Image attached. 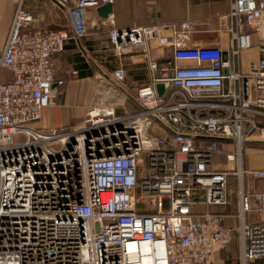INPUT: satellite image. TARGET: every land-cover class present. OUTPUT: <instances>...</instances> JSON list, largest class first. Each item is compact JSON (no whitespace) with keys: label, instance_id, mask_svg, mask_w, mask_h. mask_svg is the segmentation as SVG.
<instances>
[{"label":"built area","instance_id":"2783aa9c","mask_svg":"<svg viewBox=\"0 0 264 264\" xmlns=\"http://www.w3.org/2000/svg\"><path fill=\"white\" fill-rule=\"evenodd\" d=\"M113 1L53 0L63 29L31 28L19 1L0 53V264H212L236 233L241 264L264 262V221L246 223L264 215V170L243 167L250 139L264 136V33L251 39L264 2L231 0L225 51L185 47V24L168 36L111 28L117 55L148 58L155 42L171 61H149L147 84L131 94L119 66L105 85L124 93L121 103L104 90L80 123L39 127L59 105L56 57L87 36L88 11ZM252 50L260 57L243 68ZM231 176L237 231L221 225L222 213L192 211L197 201L226 207ZM245 177L262 191L245 192Z\"/></svg>","mask_w":264,"mask_h":264},{"label":"crops","instance_id":"0c3cea01","mask_svg":"<svg viewBox=\"0 0 264 264\" xmlns=\"http://www.w3.org/2000/svg\"><path fill=\"white\" fill-rule=\"evenodd\" d=\"M19 1L0 0V53ZM22 5L31 17L30 27L33 29H63L68 24L66 15L54 5L53 0H23ZM111 5L112 13L105 20L99 18L96 10L88 11L87 36L81 41H68L64 51L56 57L55 81L63 82V86L58 87L61 92L59 105L43 112L39 127H62L82 121L87 108L99 100L104 90L108 91L107 101L121 103L124 93L116 92L114 87L107 89L105 85L106 78L119 66L125 72V81L121 86L131 94L136 87L147 84L149 61H155L159 66L171 61V49L160 47L155 42L150 43L148 58L138 49L117 55L108 41L107 33L111 28L126 30L133 27H159L162 35L168 36L175 29L181 30L180 26L185 24V29L181 31L187 38L184 41L185 47H213L225 51L229 44L226 29L230 24L227 16L231 0H114ZM263 33L264 17L260 32L252 33V42L256 43ZM259 57L255 50L244 53L243 68L257 61ZM98 76L103 77L102 82L98 81ZM63 109L70 111L79 109L81 118L66 123L61 116ZM248 145L244 152V169L264 170V148H259V145H264V136L261 134L253 136ZM242 186L247 193L256 194L262 191L260 182L251 177H245ZM238 189L236 178L231 176L228 179L229 204L226 207H206L202 201H197L192 206V211L196 214L205 211L222 213L225 217L221 225L237 231L240 226L237 218ZM252 206H255V202ZM263 221L264 215L258 213L246 215L247 224ZM212 264H241L237 233L229 250L215 252Z\"/></svg>","mask_w":264,"mask_h":264},{"label":"rangeland","instance_id":"374dc122","mask_svg":"<svg viewBox=\"0 0 264 264\" xmlns=\"http://www.w3.org/2000/svg\"><path fill=\"white\" fill-rule=\"evenodd\" d=\"M81 111L79 109H76L75 111H70L69 109H63L61 111V116H62V119L64 120V122H74L75 120H78L81 118ZM71 120V121H70ZM81 121L77 122V123H80ZM256 135H259V134H256ZM249 145L247 144L246 145V148H248ZM259 148L263 149L264 148V145H259Z\"/></svg>","mask_w":264,"mask_h":264},{"label":"water","instance_id":"95a60500","mask_svg":"<svg viewBox=\"0 0 264 264\" xmlns=\"http://www.w3.org/2000/svg\"><path fill=\"white\" fill-rule=\"evenodd\" d=\"M97 15L99 16V18L101 19H107L109 15H111L112 13V5L111 4H107L104 5L103 7H100L96 10ZM157 91L159 94H161L162 92V86H157Z\"/></svg>","mask_w":264,"mask_h":264}]
</instances>
